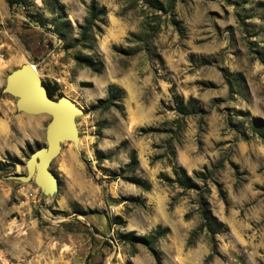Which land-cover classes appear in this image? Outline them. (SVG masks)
I'll list each match as a JSON object with an SVG mask.
<instances>
[{
    "label": "rangeland",
    "instance_id": "obj_1",
    "mask_svg": "<svg viewBox=\"0 0 264 264\" xmlns=\"http://www.w3.org/2000/svg\"><path fill=\"white\" fill-rule=\"evenodd\" d=\"M9 1L0 0V264H264V0ZM93 2L105 13L82 47ZM26 62L52 99L81 110L78 149L61 144L50 193L16 178L45 147L50 120L17 112L2 93ZM109 87L122 98L102 110ZM180 169L190 188L174 182ZM200 198L224 225L215 248L205 232L189 244ZM157 228L166 232L152 241Z\"/></svg>",
    "mask_w": 264,
    "mask_h": 264
},
{
    "label": "water",
    "instance_id": "obj_2",
    "mask_svg": "<svg viewBox=\"0 0 264 264\" xmlns=\"http://www.w3.org/2000/svg\"><path fill=\"white\" fill-rule=\"evenodd\" d=\"M2 93L16 98L17 112L31 116L47 115L50 118L45 127V147L30 154L24 165L26 175L16 176L22 183L33 181L42 192L50 193L56 185V178L49 167L59 154L61 144L71 142L78 149L74 121L81 110L65 97L52 99L36 69L27 62L6 75Z\"/></svg>",
    "mask_w": 264,
    "mask_h": 264
},
{
    "label": "trees",
    "instance_id": "obj_3",
    "mask_svg": "<svg viewBox=\"0 0 264 264\" xmlns=\"http://www.w3.org/2000/svg\"><path fill=\"white\" fill-rule=\"evenodd\" d=\"M147 2V4H153L155 0H144ZM9 3H16L12 0L9 1ZM105 13L104 8L98 9L95 6V3L93 2L92 5L89 7V10L87 12V17L84 20V24L79 28V36L77 40L75 41L77 44L81 45L82 47H85L90 43L93 39L91 37V31L93 29V24L94 21L101 15ZM48 95L52 98L53 96V91L46 87ZM122 98V92L119 89H116L115 87H109L108 92H107V99L105 100H100L98 103V106L102 110H108L109 108L115 106L114 103L120 101ZM179 111L182 109V105L179 104ZM256 132L259 133V136L264 140V134L262 133V130L255 127ZM98 160H101V156H98ZM133 162H136L135 155H132ZM132 164L128 165V167H131ZM133 168V167H132ZM180 173L178 174L177 172L174 173L175 180L174 182L177 183V185L181 188H190V182L191 179L185 174L183 170L180 169ZM144 190H148L149 186L144 185L143 186ZM198 216L200 219V225L197 229L196 232H193L190 235L189 238V244L193 243L197 237L198 234L205 232L207 236L209 237V241L211 243L212 248H215V236L221 233L224 230V225L220 223L212 214L211 211L208 208V204L205 201V199L200 198L198 202ZM166 231L162 230L160 228H157L155 231V236L152 238V241L157 240L160 236H162ZM133 239L142 241L141 238H134Z\"/></svg>",
    "mask_w": 264,
    "mask_h": 264
}]
</instances>
